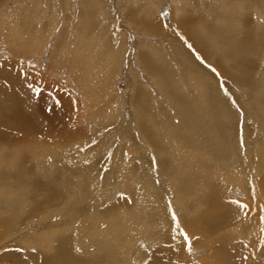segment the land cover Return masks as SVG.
<instances>
[{
    "label": "rangeland",
    "instance_id": "obj_1",
    "mask_svg": "<svg viewBox=\"0 0 264 264\" xmlns=\"http://www.w3.org/2000/svg\"><path fill=\"white\" fill-rule=\"evenodd\" d=\"M9 122L0 264H264V0H0Z\"/></svg>",
    "mask_w": 264,
    "mask_h": 264
},
{
    "label": "bare ground",
    "instance_id": "obj_2",
    "mask_svg": "<svg viewBox=\"0 0 264 264\" xmlns=\"http://www.w3.org/2000/svg\"><path fill=\"white\" fill-rule=\"evenodd\" d=\"M229 31V30H228ZM42 81V80H41ZM43 89V88H42ZM30 97H33V95H32V93H30V95H29ZM17 98V97H16ZM18 101V100H17ZM22 108V107H21ZM26 109V108H25ZM24 115V114H23ZM27 115V114H26ZM18 117H19V115H17ZM16 118V117H15ZM14 118V119H15ZM21 120V119H20ZM26 121V120H25ZM15 122V121H14ZM27 123V122H26ZM1 124V123H0ZM13 123L12 122H9V123H7V124H4V125H2V130L0 129V137H5L6 135H7V133L9 132V134H10V136H11V130H13L12 131V133L13 132H15V125H12ZM19 125V124H18ZM21 125V124H20ZM33 125H35V123H33ZM27 126V125H26ZM30 126V125H29ZM36 126V125H35ZM38 126V125H37ZM18 127V126H17ZM21 127V126H20ZM33 128V127H32ZM36 128V127H35ZM18 129H20L19 127H18ZM22 129V128H21ZM31 129V128H30ZM32 130V129H31ZM36 130V129H35ZM17 132V131H16ZM15 132V134H18V137L19 136H21L23 133H16ZM27 132V131H26ZM25 132V133H26ZM3 134V135H2ZM13 135H14V133H13ZM9 135H8V137H10ZM15 136V135H14ZM26 136H29V134L27 135V134H25V135H23V136H21L22 138H26ZM7 137V138H8ZM23 143H25V144H27L28 146H29V142H23ZM220 143V142H219ZM31 144V143H30ZM15 145V144H14ZM12 146V145H11ZM27 147V146H26ZM224 149V148H223ZM193 165V164H192ZM188 166V165H187ZM2 173V172H1ZM3 176V175H2ZM4 177V176H3ZM1 179H0V183H1ZM179 184V183H178ZM0 185H2V184H0ZM3 191V190H2ZM6 193V192H5ZM9 195V194H8ZM215 197V196H214ZM10 199V198H9ZM11 200V199H10ZM21 202V201H20ZM221 203V202H220ZM222 206V205H221ZM225 207V206H224ZM14 221V220H13ZM12 222V221H11ZM7 224V223H6ZM3 227V225H1L0 226V230H1V228ZM5 230V229H4ZM114 232V231H113ZM102 233V232H101ZM110 235V234H109ZM106 238V237H105ZM116 241H117V244L119 243L120 245H122L123 244V240L121 239V238H116L115 239ZM115 241V242H116ZM113 243V242H112ZM110 244V243H109ZM116 244V243H115ZM113 246V245H112ZM117 246V245H116ZM119 247V246H118ZM118 247H117V249H118ZM120 248V247H119ZM66 251V250H65ZM63 255V254H62ZM65 258V257H64ZM71 258H73V257H71ZM75 258V257H74ZM107 258V257H106ZM68 259V258H67ZM36 260V259H35ZM122 260V261H121ZM117 259V260H114V262L115 263H119V264H126V260H123V259ZM71 261V260H70ZM81 261V260H80ZM118 261H120V262H118ZM36 262V261H35ZM57 262V261H56ZM55 262V263H56ZM59 262V261H58ZM63 263V262H62ZM94 263V262H93ZM26 264H29V263H26ZM31 264V263H30ZM34 264H36V263H34ZM67 264V263H66Z\"/></svg>",
    "mask_w": 264,
    "mask_h": 264
},
{
    "label": "snow or ice",
    "instance_id": "obj_3",
    "mask_svg": "<svg viewBox=\"0 0 264 264\" xmlns=\"http://www.w3.org/2000/svg\"><path fill=\"white\" fill-rule=\"evenodd\" d=\"M213 71H215V69H213ZM37 91H38V90H37ZM184 235H185V236H187V234H186V233H185Z\"/></svg>",
    "mask_w": 264,
    "mask_h": 264
}]
</instances>
